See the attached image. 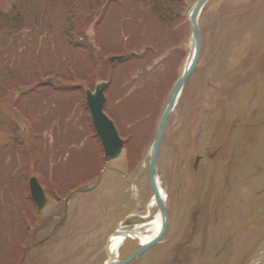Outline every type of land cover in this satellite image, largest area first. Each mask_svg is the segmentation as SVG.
I'll use <instances>...</instances> for the list:
<instances>
[{
  "label": "rangeland",
  "instance_id": "374dc122",
  "mask_svg": "<svg viewBox=\"0 0 264 264\" xmlns=\"http://www.w3.org/2000/svg\"><path fill=\"white\" fill-rule=\"evenodd\" d=\"M52 1L33 0L42 22L21 34L5 36L0 20V62L8 60L14 73L29 78L23 79L28 86L19 93L22 98L15 92L11 103L21 120L0 113V264H103L107 239L116 228L131 230L147 222L146 206L152 200L149 148L190 47L187 12L195 0L177 6L180 14L169 28L147 17L141 5L138 14L127 18L125 2L114 0L117 8L105 18L99 9L86 30L88 41L105 57L98 58L97 51L101 62L92 67L64 42L68 19L61 4ZM6 6L7 1L0 0V17ZM138 23L140 34L132 39ZM200 29L198 65L169 120L157 158L168 227L158 243L129 264H172L171 251L190 212L210 219L219 212L224 214L219 217L239 218L240 223L249 215L244 225H219L214 235L235 229L236 264H243L255 248L259 251L247 264H264V0H210L200 16ZM129 42H144L150 57L115 63L110 69L108 56L125 54L131 46L124 43ZM142 68L147 70L143 77ZM33 75L36 80H31ZM164 77L165 87L170 86L155 106L146 88L151 80L157 84ZM38 78L47 83L28 88L35 87ZM106 80L105 113L129 143L104 168L82 90ZM13 84L0 74V95ZM190 85L195 86V97L190 96ZM198 153L201 160L194 170ZM30 170L46 187L48 202L39 214L28 192ZM150 212L158 213L157 207ZM199 228L206 233V226ZM138 244L128 239L119 258Z\"/></svg>",
  "mask_w": 264,
  "mask_h": 264
},
{
  "label": "trees",
  "instance_id": "16d2710c",
  "mask_svg": "<svg viewBox=\"0 0 264 264\" xmlns=\"http://www.w3.org/2000/svg\"><path fill=\"white\" fill-rule=\"evenodd\" d=\"M7 6L6 11L4 14L0 17V20L3 18L5 22V32L4 35L7 37H11L13 34H21V32H24L26 30L27 26L36 27L39 26V24L42 22L41 18H39V15L34 13V8L32 6L33 0H6ZM187 0H122V2H125L124 7L127 9L126 17L127 18H133L136 14L139 13L140 8L142 7L143 12L147 15V17L150 18V15L154 17V19L159 21V25H165L169 28L170 21L175 18V13L177 11V6L179 4H186ZM52 2L56 3L59 2L61 4L62 9L65 11L66 16L68 19L67 26L65 27L66 30L64 31L65 39L64 42L69 45V47L74 48V51H77L78 58L80 60L84 59L82 55L87 58L86 64L92 66V67H98L100 65V62L98 58L103 60V55H100L99 48H96L93 46V44L88 41L86 37V30L91 24L92 17L94 14L97 13L99 9H102L105 11L104 18L107 16L110 10H113L114 8H117V5L115 6L114 0H53ZM113 4V5H112ZM141 5V7H140ZM85 8L86 11H82V9ZM121 10V8H118V11ZM123 10V8H122ZM115 11H117L115 9ZM30 14L31 18L26 17V14ZM102 13V12H101ZM79 17H81V21H79ZM44 19V17H43ZM103 23L102 19L97 23L101 24ZM158 25V26H159ZM140 24L138 23L136 25L135 30L132 32V36L130 38H136L139 36ZM54 35V33H53ZM129 39V40H132ZM124 46H131L127 47L124 52L131 53L130 58L131 60L138 58V60L142 61L145 60L146 57H150V50L147 48L146 45V51L142 52L139 50L140 43L136 44H130L124 43ZM120 48V46L118 47ZM58 49V45H57ZM60 51V50H59ZM97 51H98V58H97ZM61 52V51H60ZM134 52L135 54H133ZM82 54V55H81ZM128 58V57H127ZM7 61L4 60V62H0V74L5 77H9L12 79V82L14 83L12 86L5 89V95L2 97L0 95V98L3 99L2 103H0V113L5 111L7 112V116H11V120L20 119L18 116L19 110L18 108H15L14 106H11L12 102L15 103V96L13 95L15 92L19 93L25 92L26 90H23L25 87L27 88L28 82L23 81L25 79L26 81H29V78L25 76H19L18 74L14 73V71L11 70L9 66H7ZM99 63V64H98ZM86 65V67H88ZM35 75L40 76V72L35 70ZM35 75H33L31 80H36L37 78H34ZM47 76V75H46ZM50 77H54V74H50ZM45 77V76H42ZM16 82V83H15ZM46 81H40L38 78V81H36L35 87L38 86V83H42ZM47 83V82H46ZM49 85V84H47ZM46 85V86H47ZM35 87H28V88H35ZM50 88V86H49ZM81 93V90H80ZM83 93V90H82ZM20 96V95H19ZM23 96V95H22ZM22 96H20L22 98ZM15 113V115H14ZM21 120V119H20ZM20 134L22 137H24L20 131ZM29 169V168H28ZM27 169V170H28Z\"/></svg>",
  "mask_w": 264,
  "mask_h": 264
},
{
  "label": "water",
  "instance_id": "95a60500",
  "mask_svg": "<svg viewBox=\"0 0 264 264\" xmlns=\"http://www.w3.org/2000/svg\"><path fill=\"white\" fill-rule=\"evenodd\" d=\"M207 1L208 0H197L189 13V21L191 25V43L189 47L187 61L186 64L184 65L181 75L179 76V78L177 79V81L175 82L174 86L171 89L168 104L165 107L162 116L159 120L156 135L149 152V164H148L149 184L153 193V201L158 208L159 215L161 218L160 229L152 239L141 244L125 259L117 260V259H112L108 256V260L105 264L129 263L131 260L141 255L149 247L157 243L166 231L167 223H168L167 203L162 195L161 189L158 184L156 159L167 119L174 108L177 97L180 94L185 79L192 72L199 57L200 30H199L198 18H199V12L201 11L202 7ZM114 58L115 57H111L110 61H112ZM105 87H106V82H101L95 85L94 91H91L90 89H86L85 100L87 107L89 109L90 119L93 128L100 140L101 146L104 151V160L108 162L111 159H114L118 156L124 145V141L119 137L113 122L106 116V114L103 111V104L105 101V95H104ZM28 184H29L31 198L36 203L38 210H41L46 202V197L43 193V189L38 183L36 177L34 176L29 178Z\"/></svg>",
  "mask_w": 264,
  "mask_h": 264
},
{
  "label": "flooded vegetation",
  "instance_id": "af4514ba",
  "mask_svg": "<svg viewBox=\"0 0 264 264\" xmlns=\"http://www.w3.org/2000/svg\"><path fill=\"white\" fill-rule=\"evenodd\" d=\"M190 88L192 90V85H190ZM161 102L162 99H158L154 104L158 106ZM183 119H185V117ZM212 156L213 154L210 155V158H212ZM195 158L197 169L201 155L198 153ZM213 213L214 212H212V214ZM214 214L216 217L212 219L198 216L192 217V213L190 217L185 218L189 223L184 224L181 237L175 240L176 249L171 251L174 253L172 264H236L235 252L238 251L236 250L238 246L233 247V245L239 240L238 237L236 238L235 229L233 230V228L228 227L230 233L226 231L228 232L227 234H221L220 236L214 234L218 231L217 228L219 225L225 226V228L226 226H241L240 219L221 218L223 214L219 212ZM218 214L221 215V217H219ZM199 226H206V233L202 231ZM232 241L233 243L230 244ZM197 247L205 248L198 250ZM231 248H234V250ZM258 251L259 250L256 248L254 251H251V254L249 253L250 256H247L243 264H247L248 261H251L254 255H257Z\"/></svg>",
  "mask_w": 264,
  "mask_h": 264
},
{
  "label": "bare ground",
  "instance_id": "6f19581e",
  "mask_svg": "<svg viewBox=\"0 0 264 264\" xmlns=\"http://www.w3.org/2000/svg\"><path fill=\"white\" fill-rule=\"evenodd\" d=\"M153 206V201L150 199L146 206V214L144 215L145 218H150L145 224H142L131 230H120V232L111 236L107 247V251L111 256H115L117 254L118 247L124 241L125 237L129 236L130 238H137L140 242L144 243L158 232L161 222L158 213L151 216L150 209Z\"/></svg>",
  "mask_w": 264,
  "mask_h": 264
}]
</instances>
